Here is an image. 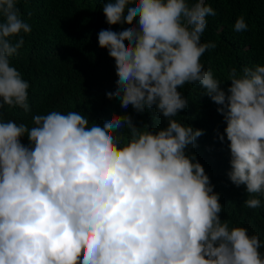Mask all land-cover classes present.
Returning <instances> with one entry per match:
<instances>
[{
    "label": "clouds",
    "instance_id": "obj_1",
    "mask_svg": "<svg viewBox=\"0 0 264 264\" xmlns=\"http://www.w3.org/2000/svg\"><path fill=\"white\" fill-rule=\"evenodd\" d=\"M18 3L0 0V108L28 113L30 84L11 63L32 30ZM102 11L123 25L98 33L115 61L107 97L154 109L166 126L137 127L128 114L90 122L79 111L34 115L32 127L0 119V264H264V241L220 219V194L186 153L203 130L174 119L188 107L178 88L200 85L226 122L229 180L245 186L244 206L261 207L264 66L230 68L226 90L205 70L200 58L216 47L201 42L216 15L206 0H106ZM233 27L248 25L240 16Z\"/></svg>",
    "mask_w": 264,
    "mask_h": 264
},
{
    "label": "trees",
    "instance_id": "obj_2",
    "mask_svg": "<svg viewBox=\"0 0 264 264\" xmlns=\"http://www.w3.org/2000/svg\"><path fill=\"white\" fill-rule=\"evenodd\" d=\"M106 0H19L22 18L31 25V32L24 35V45L18 55L11 58L14 66L29 82L28 103L30 112L18 107L0 108V119L24 123L32 127V116L46 115L51 111L68 113L79 111L90 122L103 121L111 114H128L137 127L148 125L156 131L166 126V119L148 109L142 114L131 105L122 108L119 98L109 99L107 93L115 88V61L107 49L98 45V33L111 28L120 31L122 24L109 26L102 11ZM215 12L208 16L207 27L201 42H215L200 62L205 70L226 80L229 69L239 72L244 66H264V0H206ZM244 17L246 31H234V23ZM230 81L221 85L225 90ZM178 91L188 99V107L174 119L194 129L203 130L196 146H189L186 153L194 154L208 175L213 191L220 194L223 211L221 220L230 227L240 226L249 235L258 234L264 241V196L257 194L261 207L250 209L243 202L248 198L244 185L232 184L227 173L231 170L230 149L224 129L226 122L217 112L219 105L208 96H201L198 84H185ZM144 130H148L147 128ZM127 132L125 136L127 137ZM219 136H224L223 141ZM21 143L28 145L27 137ZM264 256V247L259 249Z\"/></svg>",
    "mask_w": 264,
    "mask_h": 264
}]
</instances>
